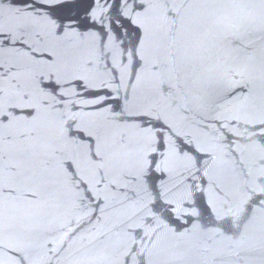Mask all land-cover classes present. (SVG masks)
<instances>
[{
	"label": "water",
	"instance_id": "obj_1",
	"mask_svg": "<svg viewBox=\"0 0 264 264\" xmlns=\"http://www.w3.org/2000/svg\"><path fill=\"white\" fill-rule=\"evenodd\" d=\"M262 189L264 0H0V264H264Z\"/></svg>",
	"mask_w": 264,
	"mask_h": 264
},
{
	"label": "snow or ice",
	"instance_id": "obj_2",
	"mask_svg": "<svg viewBox=\"0 0 264 264\" xmlns=\"http://www.w3.org/2000/svg\"><path fill=\"white\" fill-rule=\"evenodd\" d=\"M174 147V146H173ZM95 155L96 154H93L92 158L95 159ZM67 167L69 168V170H72L74 167H77L78 166V162L75 161L74 159H68L65 161ZM253 191H255L253 189ZM262 191H264V189H262ZM238 211H243V209H239ZM217 215L219 216V219H220V223L217 225V227L223 229V231L225 233H228L231 231V228L234 224V221H233V215H237V221L239 219L238 217V213H233L232 209L231 208H228L224 214H220V213H217ZM239 242V241H237Z\"/></svg>",
	"mask_w": 264,
	"mask_h": 264
}]
</instances>
